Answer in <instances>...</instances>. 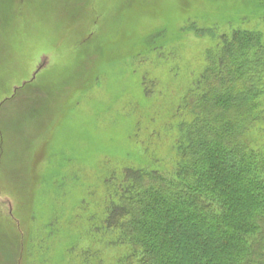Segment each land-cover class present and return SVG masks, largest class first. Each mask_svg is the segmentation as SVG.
<instances>
[{
	"label": "rangeland",
	"instance_id": "obj_1",
	"mask_svg": "<svg viewBox=\"0 0 264 264\" xmlns=\"http://www.w3.org/2000/svg\"><path fill=\"white\" fill-rule=\"evenodd\" d=\"M230 26L264 31V0H0V264H113L88 233L105 178L151 163L136 139Z\"/></svg>",
	"mask_w": 264,
	"mask_h": 264
},
{
	"label": "trees",
	"instance_id": "obj_2",
	"mask_svg": "<svg viewBox=\"0 0 264 264\" xmlns=\"http://www.w3.org/2000/svg\"><path fill=\"white\" fill-rule=\"evenodd\" d=\"M209 30L215 44L164 132L136 139L151 163L105 178L88 233L123 250L113 264H264V31ZM84 256L104 264L101 249Z\"/></svg>",
	"mask_w": 264,
	"mask_h": 264
}]
</instances>
